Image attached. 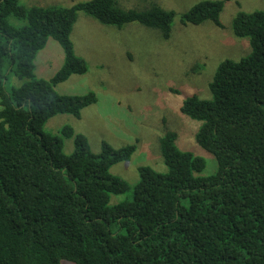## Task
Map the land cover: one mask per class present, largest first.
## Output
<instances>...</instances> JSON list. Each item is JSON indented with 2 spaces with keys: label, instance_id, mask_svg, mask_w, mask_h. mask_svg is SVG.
<instances>
[{
  "label": "trees",
  "instance_id": "16d2710c",
  "mask_svg": "<svg viewBox=\"0 0 264 264\" xmlns=\"http://www.w3.org/2000/svg\"><path fill=\"white\" fill-rule=\"evenodd\" d=\"M120 1L28 8L0 0V264H264V12L237 15L232 30L249 40L250 54L223 61L209 83L210 99L188 96L180 109L200 124L195 140L216 159L215 174L197 176L206 160L181 151L179 135L166 131L159 143L167 173L140 167L132 187L111 168L130 162L135 144L103 143L94 154L83 134L65 126L61 134L75 147L67 155L63 138L45 130L51 118L80 119L98 102L94 92L57 91L88 72L71 38L79 13L171 38L174 11L157 4L125 9ZM225 2H200L181 24L224 28ZM50 38L63 48L64 63L51 79L38 78L35 60Z\"/></svg>",
  "mask_w": 264,
  "mask_h": 264
},
{
  "label": "rangeland",
  "instance_id": "374dc122",
  "mask_svg": "<svg viewBox=\"0 0 264 264\" xmlns=\"http://www.w3.org/2000/svg\"><path fill=\"white\" fill-rule=\"evenodd\" d=\"M88 1L20 0V3L28 8H68ZM203 1L207 0L120 1L125 9L145 10L157 4L174 11L176 18L169 40L159 31L140 24L117 29L79 13L71 38L76 55L87 62L88 72L71 76L58 85L57 91L65 95L94 92L98 102L85 108L80 119L57 115L47 122L45 130L63 138L67 155L72 154L75 147L73 139L61 134L65 126L83 134L94 154L101 153L103 143L115 149L135 144L137 149L131 161L111 168L114 176L134 187L140 180V167L167 173L159 140L166 131H174L179 135L177 146L181 151L192 152L206 160L205 170L197 176L207 177L217 172L216 159L196 143L195 134L200 124L182 115L180 109L188 96L210 99L209 83L223 61H239L250 54L249 40L236 37L232 25L240 12H264V0H226L221 14L224 28L210 22L183 26L182 15ZM10 22L17 27L26 25L12 17ZM64 58L63 48L50 38L35 60L36 76L51 79L62 67ZM10 84L19 87L21 82L12 77ZM131 197V194L113 196L112 200L119 203ZM61 264L74 263L63 261Z\"/></svg>",
  "mask_w": 264,
  "mask_h": 264
}]
</instances>
